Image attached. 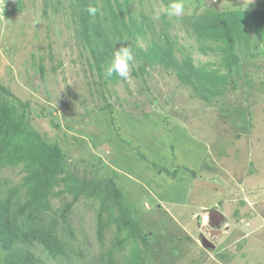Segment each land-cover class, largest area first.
I'll return each mask as SVG.
<instances>
[{"label":"rangeland","instance_id":"rangeland-1","mask_svg":"<svg viewBox=\"0 0 264 264\" xmlns=\"http://www.w3.org/2000/svg\"><path fill=\"white\" fill-rule=\"evenodd\" d=\"M110 3L122 5L112 19L133 50L130 80L104 76L110 57L95 63L70 0H0V108L75 174L115 183L136 225L113 251L118 262L136 245L144 264H264V23L252 18L264 17V0H185L180 17L165 13L168 0ZM239 10L246 15L231 17ZM203 13H231L227 49L194 28ZM166 42L179 64L201 67L207 90L198 94L157 59ZM23 175L20 164L1 165L2 196ZM69 200L63 193L49 203ZM213 208L225 215L217 234ZM97 209L81 198L68 221L54 213L58 235L94 264L114 233L99 242ZM34 253L49 259L40 246Z\"/></svg>","mask_w":264,"mask_h":264},{"label":"trees","instance_id":"trees-1","mask_svg":"<svg viewBox=\"0 0 264 264\" xmlns=\"http://www.w3.org/2000/svg\"><path fill=\"white\" fill-rule=\"evenodd\" d=\"M129 2L130 0H125L124 6L127 7ZM70 3L81 9L82 35L87 51L95 58V63L110 57L114 46H119L118 42L121 41L120 32L112 17L116 12L119 13L120 10L122 12V5L116 4L114 8L110 0H70ZM89 6L97 9L96 14L88 13ZM231 13V17L246 15V12L240 10ZM230 14H227V18ZM227 18L217 13H203L193 18V21L196 19L200 22L198 25L193 22V25L201 36L205 38L208 36L215 43H219L220 49L225 50ZM252 18L255 19V24L264 23V17L259 19L253 15ZM166 43L165 48H160L157 52V59L176 66L178 78L188 85H194L198 94L207 90L212 82L201 67L196 69L190 58L179 64L171 55L170 43ZM199 73L200 77L197 76ZM193 77H196L197 85ZM6 93L11 94L8 91ZM9 118L0 108V166L7 163L12 166L20 164L24 175L16 186L10 188L7 195L2 196L0 192V264H48L49 260L56 264H94L84 261L81 253L70 249L71 247L57 232L59 219L56 214L62 221H68L67 214L81 198L98 203L96 232L101 244L105 243L106 231L114 228L111 243L97 263L144 264L136 245L131 247L124 261L118 262L114 258V249L128 243L136 229L128 210V203L115 183L110 181L100 184L75 174L67 167L58 151L55 149L50 151L46 147L45 153L42 139L34 133L17 129V123L9 122ZM157 169L167 170L162 166H157ZM59 184L61 188L53 190V186ZM63 193L69 194L70 200L61 209L51 206L50 195ZM39 246L49 255L48 260L34 253Z\"/></svg>","mask_w":264,"mask_h":264},{"label":"clouds","instance_id":"clouds-1","mask_svg":"<svg viewBox=\"0 0 264 264\" xmlns=\"http://www.w3.org/2000/svg\"><path fill=\"white\" fill-rule=\"evenodd\" d=\"M87 11L89 14H96L97 9L93 6H89ZM164 11L169 16H175V17L183 16L186 11L185 0H168V3ZM118 45L119 46H114L113 51L110 54V58L104 66V74L108 78H112L113 76H116L123 80H130L132 67L135 62L133 50L130 46H128L125 43L118 42ZM220 232L221 231L219 229V233Z\"/></svg>","mask_w":264,"mask_h":264},{"label":"water","instance_id":"water-1","mask_svg":"<svg viewBox=\"0 0 264 264\" xmlns=\"http://www.w3.org/2000/svg\"><path fill=\"white\" fill-rule=\"evenodd\" d=\"M208 219L210 226L212 227L210 233L211 234L219 233V230L217 228L225 221V215L217 208H213L209 211ZM202 243L204 245H209V246L212 245L206 238H203Z\"/></svg>","mask_w":264,"mask_h":264},{"label":"flooded vegetation","instance_id":"flooded-vegetation-1","mask_svg":"<svg viewBox=\"0 0 264 264\" xmlns=\"http://www.w3.org/2000/svg\"><path fill=\"white\" fill-rule=\"evenodd\" d=\"M217 229L219 230V228H217ZM211 230H212V228H211ZM211 230H210V231H211Z\"/></svg>","mask_w":264,"mask_h":264}]
</instances>
